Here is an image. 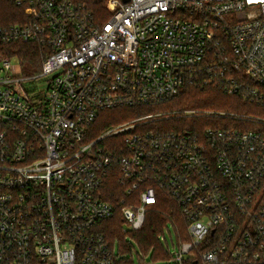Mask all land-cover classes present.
I'll list each match as a JSON object with an SVG mask.
<instances>
[{"label":"built area","instance_id":"2783aa9c","mask_svg":"<svg viewBox=\"0 0 264 264\" xmlns=\"http://www.w3.org/2000/svg\"><path fill=\"white\" fill-rule=\"evenodd\" d=\"M9 1L23 13L0 25V264H134L101 227L120 211L142 229L162 191L188 236L170 264H264V0ZM16 42L40 47L38 101ZM188 86L217 87L233 108L167 110L93 137L102 110ZM191 118L214 123L141 128Z\"/></svg>","mask_w":264,"mask_h":264},{"label":"trees","instance_id":"16d2710c","mask_svg":"<svg viewBox=\"0 0 264 264\" xmlns=\"http://www.w3.org/2000/svg\"><path fill=\"white\" fill-rule=\"evenodd\" d=\"M23 13L21 7L12 4L9 0H0V25H6L18 22L21 20L19 15ZM9 49L17 53L22 62L27 59L34 65H38L42 68V56L40 54V47L35 43H23L16 42L10 44ZM234 97H230L224 92H222L217 87H207L204 89H199L195 87H185L181 91L180 95L170 102L156 105V106H146V107H136V108H113L102 110L91 127V132L93 137H96L102 131H104L109 126L119 123L121 121H126L131 117H140L154 110H159L161 108H217V109H229L231 107L230 102ZM155 107V108H153ZM158 107V108H157ZM157 108V109H156ZM173 119L167 120L171 121ZM175 120V119H174ZM180 120H190L193 123H198L200 120L191 119H180ZM166 121H161L160 123H165ZM201 123H214L212 120H203ZM237 124H235L236 126ZM150 128H159L153 126ZM172 128H175L172 127ZM161 129H163L161 127ZM160 202L154 205L150 212L146 216V221L142 229L134 230L131 233H126L122 229V224L124 223L122 214L120 211L116 215L106 221L101 229L106 234L111 245H120V249L127 252L133 253L134 247L131 242H126L125 237L127 235L135 238L141 248V252L144 256L149 254L154 250V259H168L169 254L166 248L161 244L159 237L164 233V229L167 223L171 221L174 224L176 233L178 235L179 241L188 239L187 232L185 230V219L182 214L180 207L177 205L176 201L168 195L166 192H161ZM144 257L139 256V261L142 262Z\"/></svg>","mask_w":264,"mask_h":264},{"label":"rangeland","instance_id":"374dc122","mask_svg":"<svg viewBox=\"0 0 264 264\" xmlns=\"http://www.w3.org/2000/svg\"><path fill=\"white\" fill-rule=\"evenodd\" d=\"M13 63H21L19 58H14L12 59ZM21 65V72L17 74V77H19L21 79V86L23 88L24 94L26 96H28L30 99H32L33 101H38L41 98H43L48 90V84H49V75L46 74H42V68L39 67L37 64L34 65L32 64L28 59L26 61L23 62V64ZM235 99H231L230 102H234ZM155 108V107H153ZM158 108V107H157ZM156 108V109H157ZM180 108L177 107H170L167 108L165 107L164 109L161 108L159 110H154L152 112H150L147 115H143L142 117H147V116H151L155 113H160V112H166L167 110H177ZM140 117H131L128 120H132V119H136V118H142ZM126 120V121H128ZM126 121H121L119 123L122 122H126ZM198 123H193V121L190 120H177V119H173L171 121H166L165 123H160L159 121H152L149 122L145 125H143V127L141 128H148V127H162V128H172V127H179V126H198V127H206V126H210L212 125V123H206L203 125H200L201 122H203L202 120L197 121ZM117 124V123H116ZM122 229L124 232L126 233H131L134 230H132L127 224L123 223L122 224ZM159 240L161 241V244L166 248L168 254H169V258L168 259H154L153 255H154V250H152L149 254H147L146 256H144L141 252V248L140 245L138 243V241L133 238L132 236L127 235L125 237V241L126 242H131L133 244L134 250V256L132 255L133 253L131 252H127L125 250H121L120 249V245L115 244L114 248L115 251L117 252V254L124 259H129L130 261H132L134 264H140L139 261V256L140 257H145L146 258V262H148L149 264H170L172 261L170 260V252L174 251V247H173V242L178 243L179 242V238L178 235L176 233L174 224L169 221L167 223V226L164 229V233L160 235Z\"/></svg>","mask_w":264,"mask_h":264}]
</instances>
